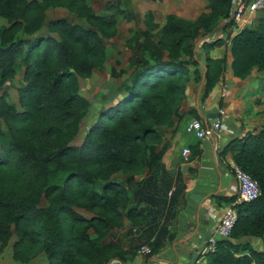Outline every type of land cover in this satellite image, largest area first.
I'll return each instance as SVG.
<instances>
[{
  "label": "trees",
  "instance_id": "1",
  "mask_svg": "<svg viewBox=\"0 0 264 264\" xmlns=\"http://www.w3.org/2000/svg\"><path fill=\"white\" fill-rule=\"evenodd\" d=\"M205 1L194 19L168 13L160 24L151 9L145 12V39L131 57L130 81L98 109L75 143L91 107L81 79L104 68L105 39L117 36V17L96 12L88 0H0V18L6 20L0 27V259L16 237L13 258L22 263L43 252L48 264L127 262V250L110 236L125 218L137 222L150 212L142 199L132 204V180L158 166L161 126L186 115L202 119L196 108L182 113L191 77L200 84L206 65L204 102L226 68V57L211 52L226 42L215 35L233 24L236 0ZM54 8L87 25L67 17L47 20ZM199 38L204 61L195 57ZM231 52L235 76L245 78L256 67L264 72V15L257 27L231 37ZM15 79L16 102L10 100ZM231 147L235 163L262 192L233 204L238 219L232 233L206 253V264H264V250L244 240L264 236V128ZM147 244L154 252L156 242Z\"/></svg>",
  "mask_w": 264,
  "mask_h": 264
},
{
  "label": "crops",
  "instance_id": "2",
  "mask_svg": "<svg viewBox=\"0 0 264 264\" xmlns=\"http://www.w3.org/2000/svg\"><path fill=\"white\" fill-rule=\"evenodd\" d=\"M237 1L247 3L250 0H236L235 4ZM263 15L264 9L246 11L240 21L216 32L215 36L225 38L226 42L215 48L211 55L226 57L224 74L207 99L199 103L200 84L197 89L191 77L182 113L186 114L191 108L198 110V106L205 117L219 112V117H208V121L202 117L201 120L205 125H211L219 119L222 129L214 139H199L186 131L187 123L195 118L191 115L176 120L171 127L159 128L162 142L157 149L161 154L158 166L136 175L130 185L132 204L142 199L140 203L149 207L150 212L137 222L125 218L124 226L112 232L110 237L128 252L126 263L115 260L112 264H206L204 249L209 238L215 234L227 208L238 202V197L235 201L225 198L238 196L232 172L236 149L231 144L249 131L264 128V72L256 67L245 78L234 75L231 37L245 27H257ZM201 45L196 52L203 60ZM223 87L228 89L225 97H221ZM116 95L114 97H119L120 92ZM186 147L192 150L189 160L183 156ZM117 177L123 181L128 175L119 173ZM150 177L153 179L146 190V181ZM253 238H261L264 243V236L245 237L244 240L252 244ZM150 241L157 244L154 252L149 255L139 253V247ZM2 258L3 254L0 264Z\"/></svg>",
  "mask_w": 264,
  "mask_h": 264
},
{
  "label": "rangeland",
  "instance_id": "3",
  "mask_svg": "<svg viewBox=\"0 0 264 264\" xmlns=\"http://www.w3.org/2000/svg\"><path fill=\"white\" fill-rule=\"evenodd\" d=\"M88 2L96 12L109 13L117 17L118 34L112 39H105L108 59L104 68L95 70L91 78L81 79V93L91 101V107L84 118L82 130L75 143H79L84 138L85 130L98 115V109L111 96H117L116 94L121 92L123 86L130 81L134 70V63L131 57L140 50V45L145 39V12L151 9L154 12L156 21L163 24L168 13H175L185 18L194 19L205 10L207 4L205 0H88ZM116 10H120V12ZM55 17H67L71 21L87 25L85 20L64 8L48 10L47 20ZM5 24L6 20L0 18V27ZM41 31L45 32L46 26ZM147 55L149 56L150 53ZM113 69L114 73H112ZM10 85V100L16 102L18 79L10 82ZM196 85L198 89L199 83H196ZM15 239L16 237H13L4 249L2 264H24L15 259L13 260L12 250ZM253 239L252 244L255 248L264 250V243L261 238ZM29 264H48V256L43 252L41 256H37Z\"/></svg>",
  "mask_w": 264,
  "mask_h": 264
},
{
  "label": "built area",
  "instance_id": "4",
  "mask_svg": "<svg viewBox=\"0 0 264 264\" xmlns=\"http://www.w3.org/2000/svg\"><path fill=\"white\" fill-rule=\"evenodd\" d=\"M261 9H264V0H250L247 3L244 1H237L233 11V20L238 22L243 18L246 11L256 12ZM227 93L228 89L223 87L221 97H225ZM221 129L222 121L219 119L214 120L211 125H205L201 119L193 118L186 125V131L188 133L194 134L202 140H211L216 138V134L218 135ZM190 154V147L184 148L183 156L185 160H189ZM232 172L237 182L238 202L252 201L261 195L262 190L259 182L235 162L232 164ZM237 219V208L234 205L229 206L216 227L215 234L209 238L207 246L204 249V253L214 249L219 239L230 237ZM139 253L149 255L152 253V248L148 244L142 245L139 248Z\"/></svg>",
  "mask_w": 264,
  "mask_h": 264
},
{
  "label": "water",
  "instance_id": "5",
  "mask_svg": "<svg viewBox=\"0 0 264 264\" xmlns=\"http://www.w3.org/2000/svg\"><path fill=\"white\" fill-rule=\"evenodd\" d=\"M204 42V38H199L198 41L196 42V47H195V51H196V48L198 47L199 44L203 43ZM196 58H198L197 54L195 55ZM203 67H204V74H203V77H202V80L200 82V88H199V93H198V103L201 101L202 99V95L204 93V90H205V81H206V71H207V67L206 65L203 63ZM198 109V112L200 113V115L206 120L208 121V117H219L220 116V113L217 112V113H209L207 116L208 117H205L201 111H200V106L197 107Z\"/></svg>",
  "mask_w": 264,
  "mask_h": 264
}]
</instances>
